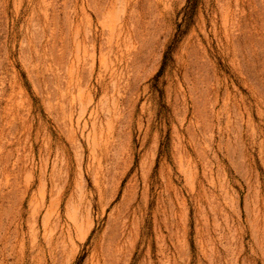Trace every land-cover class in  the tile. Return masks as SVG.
<instances>
[{"label":"rangeland","instance_id":"rangeland-1","mask_svg":"<svg viewBox=\"0 0 264 264\" xmlns=\"http://www.w3.org/2000/svg\"><path fill=\"white\" fill-rule=\"evenodd\" d=\"M0 264H264V0H0Z\"/></svg>","mask_w":264,"mask_h":264},{"label":"bare ground","instance_id":"bare-ground-1","mask_svg":"<svg viewBox=\"0 0 264 264\" xmlns=\"http://www.w3.org/2000/svg\"><path fill=\"white\" fill-rule=\"evenodd\" d=\"M111 4V3H110Z\"/></svg>","mask_w":264,"mask_h":264}]
</instances>
